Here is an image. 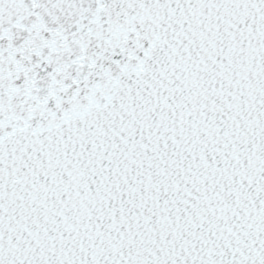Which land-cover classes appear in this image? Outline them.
Instances as JSON below:
<instances>
[{
	"label": "snow or ice",
	"instance_id": "obj_1",
	"mask_svg": "<svg viewBox=\"0 0 264 264\" xmlns=\"http://www.w3.org/2000/svg\"><path fill=\"white\" fill-rule=\"evenodd\" d=\"M0 264H264V0H0Z\"/></svg>",
	"mask_w": 264,
	"mask_h": 264
}]
</instances>
